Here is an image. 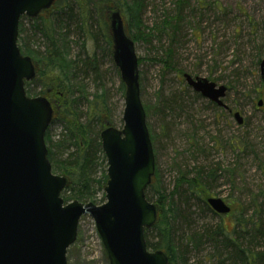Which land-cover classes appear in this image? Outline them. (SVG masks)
<instances>
[{
    "label": "rangeland",
    "instance_id": "374dc122",
    "mask_svg": "<svg viewBox=\"0 0 264 264\" xmlns=\"http://www.w3.org/2000/svg\"><path fill=\"white\" fill-rule=\"evenodd\" d=\"M177 2L142 0V36L146 39L134 42L136 55L143 60L138 68L142 102L150 107L147 126L154 147L156 171L160 175L156 190L169 197L180 176L187 175L190 179L204 169L205 173L214 171L216 175L215 181H208L211 196L224 199L235 207L236 212L244 204L249 208L253 196L259 191L260 205L264 206V105L262 108L257 105L260 100L264 102V85L260 84V63L264 59V0H187L188 5L174 36L172 29L165 27L164 20L174 15ZM57 16L68 21L66 30L56 31L58 39L66 38L64 46L68 59L84 60L94 53L101 58L100 80L102 77L103 80L99 92L107 94L113 127L122 129L126 87L123 92L120 71L114 60L96 52L94 35L98 33L97 24L90 29L89 24L85 22L82 25L76 17L69 20L65 14L52 13L43 16L37 25L42 32L54 29ZM109 19L106 21L110 24ZM123 19L130 37L127 20ZM34 23L35 18H23V39L44 53L47 40L34 28ZM83 44L85 50H82ZM169 49L173 50L170 61L166 58ZM181 72L228 88V83L234 82L224 102L232 112L241 114L245 124L239 126L234 113L217 107L194 92L180 76ZM236 73L239 79L235 77ZM84 85L90 99L95 97L98 89L92 78L87 79ZM31 89L34 95L42 90L38 86ZM81 100V109L86 113L87 104ZM83 118L82 121L85 120ZM49 130L54 143L61 140L64 132L61 123L53 120ZM76 153V148L67 149L63 158ZM107 170L106 156L96 155L91 180L98 182L103 173L107 175ZM104 190L94 184L97 204H81L103 205L106 202ZM156 190L150 195L153 204L158 200ZM182 195L184 198L190 196L184 192ZM174 200L180 202L181 197L177 195ZM188 200V205L180 206L187 219L176 222V240H184L192 230L202 234L223 221L233 228L230 217L224 216L221 220L207 211L201 202L191 199V196ZM256 245L259 251H264V239H259ZM213 251L210 244L205 245L202 251L196 252L191 248L186 257L187 264L216 263ZM67 261L68 264H109L95 222L89 216L80 220L77 241L69 248Z\"/></svg>",
    "mask_w": 264,
    "mask_h": 264
},
{
    "label": "water",
    "instance_id": "95a60500",
    "mask_svg": "<svg viewBox=\"0 0 264 264\" xmlns=\"http://www.w3.org/2000/svg\"><path fill=\"white\" fill-rule=\"evenodd\" d=\"M57 0H0V264H68L84 216L95 222L109 264H168L162 251L148 250L145 231L157 222L158 206L146 191L156 175L155 152L141 97L139 59L120 11L110 13L113 58L126 87L122 129L101 133L108 162L106 202L101 206L65 204L68 180L53 174L45 141L54 111L44 97L29 98L25 84L36 78V66L18 46L23 17L37 18ZM264 81V59L260 63ZM194 92L219 108L228 88L206 78L183 76ZM262 108L263 100L258 102ZM239 126L245 121L234 113ZM219 216L232 207L210 197Z\"/></svg>",
    "mask_w": 264,
    "mask_h": 264
},
{
    "label": "trees",
    "instance_id": "16d2710c",
    "mask_svg": "<svg viewBox=\"0 0 264 264\" xmlns=\"http://www.w3.org/2000/svg\"><path fill=\"white\" fill-rule=\"evenodd\" d=\"M187 5V0H178L174 15L164 20L165 27L172 29L174 36L177 34ZM117 10L126 18L132 40L134 42L140 39L145 40L146 36H142V0H57L50 10L35 18L34 28L41 32L47 40L48 46L44 53L26 44V40L23 39L25 33L23 18L20 22L19 47L24 56L34 60L37 67L36 78L26 84L27 94L41 96L50 101L54 109L53 120L63 125L64 132L61 140L54 143L50 130L47 131L45 140L53 173L60 174L68 180V186L62 194L65 204L72 201L97 204L94 184H98L100 189H105L108 177L106 173H103L101 180L94 183L90 173L96 155L103 154L105 158L102 150L101 132L115 125L109 115L107 94L104 91L99 92L103 80V77L100 80L102 62L99 55L94 53L93 56H87L84 60L80 58L70 60L64 46L66 38L58 39L56 35V31L67 29L68 21L62 18L60 20L57 16L56 28L46 29L44 32L37 24L44 19L43 16L52 13L53 15L65 14L69 20L76 17L79 23L82 22V25L85 22L86 25L89 24L90 29L97 24L98 33L94 35L96 52H101L102 55L114 60L109 23L106 19L109 18L111 12ZM133 31H135L134 34H132ZM101 42L103 45H100ZM82 50H85L84 44ZM172 54V49L166 53V58L169 61L172 59ZM142 62L143 60H139V65ZM184 74L181 72L180 76ZM235 77L240 78L237 73ZM90 78L98 89L92 99L85 92L84 85L85 81ZM233 83H228V90L231 89ZM260 84L263 86L264 81ZM32 86L40 87L41 92L34 95ZM122 90L125 92L124 83ZM81 99L87 104L86 113L81 109ZM144 107L148 114L150 107ZM83 116L85 120L82 121ZM71 148H76L77 153L64 159L65 150ZM159 178V172L156 171L153 182L146 191V198L151 203L153 200L150 195L153 190H156ZM215 179L214 171L205 173V170L201 169L193 178L188 179L187 175L180 176L175 190L169 197L160 190L155 191V195L158 196L155 205L158 206L159 215L154 227L145 231L148 250L164 252L168 256V264H187L186 257L191 248L196 252L202 251L205 245L210 244L213 246V258L216 260V263L210 264H264V251H259L256 245L259 239L260 241L264 239V206L260 205V191L253 196L249 208L244 204L239 206L240 211L236 212L235 207L231 206L232 212L226 218L230 217L233 228H229L223 221L202 234L192 230L187 238L179 239L181 241L174 237L176 222L182 220L185 222L187 219L180 206L188 205L190 196L191 199L201 202L214 216L220 217V219L224 218V216L213 212L207 204V199L212 197L208 181L213 182ZM185 190L190 195L189 197L184 198L185 196L182 195L183 192L186 194ZM177 195L181 197L180 202L174 200ZM250 209H252L251 214ZM254 241L256 243H253Z\"/></svg>",
    "mask_w": 264,
    "mask_h": 264
}]
</instances>
